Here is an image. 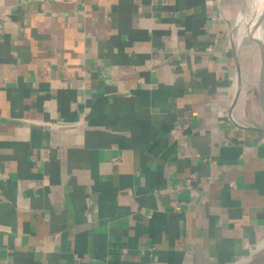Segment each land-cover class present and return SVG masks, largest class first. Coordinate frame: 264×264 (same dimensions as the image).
I'll return each mask as SVG.
<instances>
[{
	"label": "crops",
	"instance_id": "crops-1",
	"mask_svg": "<svg viewBox=\"0 0 264 264\" xmlns=\"http://www.w3.org/2000/svg\"><path fill=\"white\" fill-rule=\"evenodd\" d=\"M258 2L0 0V264L264 252Z\"/></svg>",
	"mask_w": 264,
	"mask_h": 264
},
{
	"label": "water",
	"instance_id": "water-1",
	"mask_svg": "<svg viewBox=\"0 0 264 264\" xmlns=\"http://www.w3.org/2000/svg\"><path fill=\"white\" fill-rule=\"evenodd\" d=\"M264 6V4H263ZM264 17V13H263ZM262 17V18H263ZM261 18V19H262ZM250 36L257 41L259 48H260V53L262 57V65H261V70H260V79H259V86H260V92H261V106L264 112V39H258L252 36ZM245 264H264V252L253 258L252 260L248 261Z\"/></svg>",
	"mask_w": 264,
	"mask_h": 264
},
{
	"label": "bare ground",
	"instance_id": "bare-ground-1",
	"mask_svg": "<svg viewBox=\"0 0 264 264\" xmlns=\"http://www.w3.org/2000/svg\"><path fill=\"white\" fill-rule=\"evenodd\" d=\"M258 6L256 8V11L251 19L246 18L249 20L250 23V30L248 33L252 34L253 37L258 39H264V34L262 32V27L260 25L261 23V12L263 11V1L259 0ZM248 22V21H246Z\"/></svg>",
	"mask_w": 264,
	"mask_h": 264
},
{
	"label": "rangeland",
	"instance_id": "rangeland-1",
	"mask_svg": "<svg viewBox=\"0 0 264 264\" xmlns=\"http://www.w3.org/2000/svg\"><path fill=\"white\" fill-rule=\"evenodd\" d=\"M263 4H264V1H263ZM263 13H264V6H263V11L261 12V18L263 17ZM262 20V31H264V17L261 19ZM246 21H248V22H245V26H246V29H245V33H247V32H249V30H250V23H249V20L248 19H246ZM260 25H261V23H260ZM263 34H264V32H262ZM249 34V33H248ZM248 34H246V35H248ZM250 37V36H249ZM254 40V39H253ZM254 42H255V40H254ZM257 42V41H256Z\"/></svg>",
	"mask_w": 264,
	"mask_h": 264
},
{
	"label": "built area",
	"instance_id": "built-area-1",
	"mask_svg": "<svg viewBox=\"0 0 264 264\" xmlns=\"http://www.w3.org/2000/svg\"><path fill=\"white\" fill-rule=\"evenodd\" d=\"M64 1L74 3V2H81V1H84V0H64Z\"/></svg>",
	"mask_w": 264,
	"mask_h": 264
}]
</instances>
